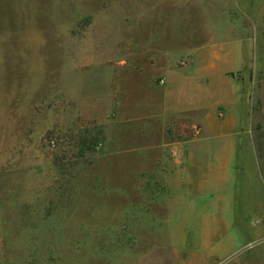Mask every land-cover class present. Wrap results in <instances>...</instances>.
<instances>
[{
  "label": "rangeland",
  "instance_id": "374dc122",
  "mask_svg": "<svg viewBox=\"0 0 264 264\" xmlns=\"http://www.w3.org/2000/svg\"><path fill=\"white\" fill-rule=\"evenodd\" d=\"M213 45L249 92L264 179V0H0V264H264V210L231 254L179 234L166 163L138 153L177 133L151 115L162 71Z\"/></svg>",
  "mask_w": 264,
  "mask_h": 264
},
{
  "label": "crops",
  "instance_id": "0c3cea01",
  "mask_svg": "<svg viewBox=\"0 0 264 264\" xmlns=\"http://www.w3.org/2000/svg\"><path fill=\"white\" fill-rule=\"evenodd\" d=\"M217 48L196 53L193 64L200 58L201 69L187 80L174 82L172 76L193 64L162 71L161 96L150 106L151 115L162 124L174 122L177 133L170 141L144 146L138 153L151 149L158 156L152 164L166 163L169 225L184 229L179 234L209 236L215 239L216 250L231 254L261 233L251 220L264 210V179L257 167L249 92L230 75L237 68L218 69L213 61L220 58ZM173 94L176 98L169 108L165 97ZM190 115L194 129L180 135L176 122Z\"/></svg>",
  "mask_w": 264,
  "mask_h": 264
},
{
  "label": "water",
  "instance_id": "95a60500",
  "mask_svg": "<svg viewBox=\"0 0 264 264\" xmlns=\"http://www.w3.org/2000/svg\"><path fill=\"white\" fill-rule=\"evenodd\" d=\"M232 264H236V263H232Z\"/></svg>",
  "mask_w": 264,
  "mask_h": 264
},
{
  "label": "trees",
  "instance_id": "16d2710c",
  "mask_svg": "<svg viewBox=\"0 0 264 264\" xmlns=\"http://www.w3.org/2000/svg\"><path fill=\"white\" fill-rule=\"evenodd\" d=\"M87 145V144H86Z\"/></svg>",
  "mask_w": 264,
  "mask_h": 264
}]
</instances>
